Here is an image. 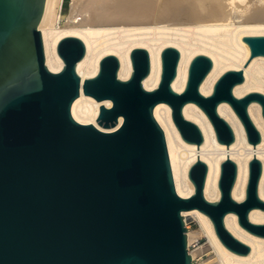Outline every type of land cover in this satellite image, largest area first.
Returning <instances> with one entry per match:
<instances>
[{"label":"water","instance_id":"water-1","mask_svg":"<svg viewBox=\"0 0 264 264\" xmlns=\"http://www.w3.org/2000/svg\"><path fill=\"white\" fill-rule=\"evenodd\" d=\"M44 6L45 0H0V264H193L182 215L193 207L210 217L226 247L246 254L250 246L223 219L234 211L241 226L264 236V222L249 219L251 208L264 209L258 194L262 166L253 145L246 194L235 199L237 165L227 158L234 132L217 105L228 101L247 140H260L248 105L258 101L264 117V93L236 96L233 86L244 79L249 58L264 54V34L242 36L250 57L242 68L221 73L207 95L199 90L212 65L204 53L191 58L183 90L173 89L179 60L173 45L160 52L161 74L154 88L142 84L150 70L143 46L130 50L132 71L126 79L117 74L116 55L108 53L100 58L98 71L81 81L76 63L85 44L75 34L57 42L60 69L45 63L39 28ZM80 87L96 99L111 100L109 106L99 105L95 119L112 129L73 117L71 104ZM159 101L170 105L187 142L203 141L197 123L182 112L193 101L210 119L217 140L226 143L217 200L203 194L207 165L198 158L187 171L193 193L176 191L165 134L153 113Z\"/></svg>","mask_w":264,"mask_h":264},{"label":"bare ground","instance_id":"bare-ground-1","mask_svg":"<svg viewBox=\"0 0 264 264\" xmlns=\"http://www.w3.org/2000/svg\"><path fill=\"white\" fill-rule=\"evenodd\" d=\"M62 3V0H45L39 23L45 63L51 70L60 69L63 59L57 52V42L65 34H75L85 44L84 55L76 63L81 81L98 71L100 58L108 53L116 55L119 61L117 74L126 79L132 71L130 50L143 46L149 54L150 70L143 77L142 84L147 89L154 88L161 74L160 52L164 46L173 45L179 50L177 71L171 82L173 89L183 90L191 58L204 53L211 58L212 65L201 80L199 90L207 95L212 92L221 73L229 68H242L250 57L249 45L242 36L264 34V0H72L66 16L61 12ZM242 69L244 79L233 86V93L236 96L252 90L264 93V54L250 57ZM101 103L109 106L111 100L96 99L80 87L71 104V113L80 122H91L101 129L110 130L113 126L104 127L95 119ZM217 111L234 132V140L227 144V158L233 159L237 165L232 196L237 200L245 197L248 160L253 157L254 145V157L261 161L262 166L258 194L264 199V117L260 103L252 100L248 105L249 115L261 135L254 144L247 140L244 126L228 101H220ZM182 112L201 129V143L187 142L182 138L167 102L159 101L153 108L165 134L176 191L182 196L193 193L194 184L187 171L198 158L207 165L203 194L215 201L220 196L217 181L220 160L226 158V143L217 140L210 119L198 104L187 101ZM121 118L119 116V122ZM182 215L186 225L187 216H192L199 221L201 230L207 233L215 252L211 264H264V236L241 226L234 211L226 212L223 221L234 236L250 246L246 254L226 247L217 236L210 217L199 208L182 210ZM249 219L264 222V209L251 208ZM194 231L186 232L193 264H210V261H194L198 253V250L190 249Z\"/></svg>","mask_w":264,"mask_h":264},{"label":"rangeland","instance_id":"rangeland-1","mask_svg":"<svg viewBox=\"0 0 264 264\" xmlns=\"http://www.w3.org/2000/svg\"><path fill=\"white\" fill-rule=\"evenodd\" d=\"M61 4V12L63 16H66L67 13L69 14L70 8H71V3L72 0H62ZM70 6V7H69ZM65 7V8H64ZM184 219V217H183ZM187 225L185 223L186 232L187 231H194L195 235L193 234V238L190 244V249L191 250H198V253L194 259L195 262L197 263H205L213 262L212 258L215 257V252L212 247V244L209 242V237L206 232L201 230V226L199 221L192 217V216H187L186 219ZM196 236V237H195ZM213 264V263H212Z\"/></svg>","mask_w":264,"mask_h":264},{"label":"built area","instance_id":"built-area-1","mask_svg":"<svg viewBox=\"0 0 264 264\" xmlns=\"http://www.w3.org/2000/svg\"><path fill=\"white\" fill-rule=\"evenodd\" d=\"M192 261H193V258H192Z\"/></svg>","mask_w":264,"mask_h":264}]
</instances>
